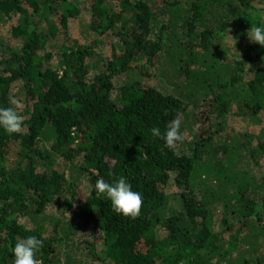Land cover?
<instances>
[{"label":"trees","instance_id":"trees-1","mask_svg":"<svg viewBox=\"0 0 264 264\" xmlns=\"http://www.w3.org/2000/svg\"><path fill=\"white\" fill-rule=\"evenodd\" d=\"M82 5L0 0V107L22 92L24 116L0 127V264L29 235L42 264H264V130L232 133L236 115L264 129V46L246 34L264 0H93V47L59 38ZM176 116L193 139L173 151L150 130ZM121 176L136 219L95 191Z\"/></svg>","mask_w":264,"mask_h":264},{"label":"clouds","instance_id":"clouds-1","mask_svg":"<svg viewBox=\"0 0 264 264\" xmlns=\"http://www.w3.org/2000/svg\"><path fill=\"white\" fill-rule=\"evenodd\" d=\"M246 34L252 43L264 46V25H251ZM9 104L11 105L9 107H0V127L9 135L18 134L22 131L24 124V116L21 112L23 103L21 99L10 96ZM67 106L66 104L65 107ZM181 123V118L176 116L169 121L164 132H161L158 127L150 131L153 137L162 139L168 149L175 151L178 143H182L185 139L180 131ZM95 191L111 201L115 213L132 219L140 216L144 203L143 196L139 191L133 190L126 177L121 176L112 182L98 178L95 182ZM42 247L43 240L35 235L23 238L18 236L12 248L13 264H42V261L37 259V254Z\"/></svg>","mask_w":264,"mask_h":264},{"label":"rangeland","instance_id":"rangeland-1","mask_svg":"<svg viewBox=\"0 0 264 264\" xmlns=\"http://www.w3.org/2000/svg\"><path fill=\"white\" fill-rule=\"evenodd\" d=\"M93 0H82L83 4L82 5V13L80 14V16L73 20L70 24V28H69V33L67 34V36H59V38L62 41H77L80 45L82 46H91L93 47V45L95 46L98 41H96V38H92L90 37L88 34H84V30L82 28V24L84 25H89L91 22V2ZM113 2L114 0H107V3L110 7L113 6ZM56 26L58 28L59 25L57 23H55ZM10 27H11V23H7L5 26L2 25L1 27V40L3 41L4 45L0 46V59L3 57V52L4 49L8 48L9 46H11L14 42L10 37ZM12 47V46H11ZM102 47V45H101ZM101 47L99 48V50L101 49ZM104 48L106 49V47L104 46ZM135 80H138V78L135 77ZM19 92V90L17 91V93ZM21 95H17V98H21L22 97V92ZM232 125L235 128V131L232 132L233 134L239 133V132H247L248 134H250V136L252 137V139L254 140V142L257 144L259 141L263 140V128L258 125V121L254 118H251L249 116H238L236 115L235 117H232ZM185 136V139L187 142L192 141L193 139V135L190 132L184 131L182 132ZM16 158V155H14V159ZM175 178V177H173ZM178 188L175 185V179H173L171 181L170 187H169V192L171 193V195L175 194L176 192H178ZM172 205L174 206V202L172 201ZM49 213H54L53 210H50ZM71 219V218H70Z\"/></svg>","mask_w":264,"mask_h":264}]
</instances>
